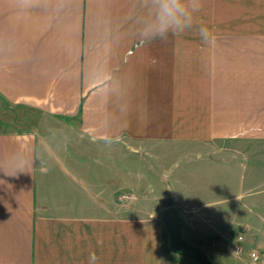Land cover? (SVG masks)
<instances>
[{
    "label": "crops",
    "instance_id": "1",
    "mask_svg": "<svg viewBox=\"0 0 264 264\" xmlns=\"http://www.w3.org/2000/svg\"><path fill=\"white\" fill-rule=\"evenodd\" d=\"M146 16L144 0H0V264H197L167 246L172 204L212 259L264 256V0H199L151 40ZM17 106L42 114L31 129ZM180 152L197 158L164 169ZM230 162L235 200L178 193L196 173L226 190Z\"/></svg>",
    "mask_w": 264,
    "mask_h": 264
},
{
    "label": "rangeland",
    "instance_id": "2",
    "mask_svg": "<svg viewBox=\"0 0 264 264\" xmlns=\"http://www.w3.org/2000/svg\"><path fill=\"white\" fill-rule=\"evenodd\" d=\"M22 107H18L14 109V112L17 113L16 115V120H15V125L17 128L19 129H31L32 128V123H34L35 120H37L42 114L40 113V111L36 110H31L29 108H23ZM175 153V152H174ZM179 155V156H177ZM153 157V156H152ZM152 157L151 160L156 162L155 158L153 159ZM197 157H195L194 154H190V153H183L180 152L178 154H174V156L171 155V153L167 154L166 156H162L159 161L162 162V164H164V169H166L167 167L169 169L172 170H177L178 172L183 169H185L186 167H188L189 163H191L192 161H194ZM201 159V158H200ZM158 161V160H157ZM204 160L201 159V161H199V163H202ZM232 165L230 166V168H228L227 170H223L220 171L222 175H217L220 176L222 178V181L220 184H222V182L227 179V181L230 182V186H227L226 190H217L215 188L211 189L214 186L213 185L209 186L208 182H206V178L204 176L203 173L201 174H193V175H187L184 174L182 176H180L181 178H183V181L181 182V184L179 185V191L178 193L184 197L183 199H188L190 201H196L198 203H202L203 201H207V200H216L215 202L218 201H233L235 200L234 195H235V190L234 186L236 185V180H237V172L235 170V166L232 162H230ZM150 167V166H149ZM213 178H216V176H212ZM168 180H170V178H168ZM204 183V184H203ZM216 184V183H215ZM126 192V191H125ZM129 193H134L133 191H128ZM155 193L157 194H161L162 192H158L156 191ZM166 193V192H164ZM224 197V198H222ZM206 217H208V214L205 215ZM165 237H166V241H167V235L165 233ZM194 238V237H193ZM196 239V238H194ZM198 239H196L195 241H197ZM208 239L207 240V244L209 245L208 242H210ZM218 245V244H217ZM209 251H208V255L210 256V252L212 250L213 247L208 246ZM221 256L217 259V258H213L211 257V259L213 261H215L218 264H223L224 262L228 261V260H232V253L228 250L224 251L222 254H220Z\"/></svg>",
    "mask_w": 264,
    "mask_h": 264
},
{
    "label": "clouds",
    "instance_id": "3",
    "mask_svg": "<svg viewBox=\"0 0 264 264\" xmlns=\"http://www.w3.org/2000/svg\"><path fill=\"white\" fill-rule=\"evenodd\" d=\"M144 3L147 16L140 25V36L145 40L183 32L199 11V0H144ZM96 261L95 252L90 253L89 264Z\"/></svg>",
    "mask_w": 264,
    "mask_h": 264
},
{
    "label": "water",
    "instance_id": "4",
    "mask_svg": "<svg viewBox=\"0 0 264 264\" xmlns=\"http://www.w3.org/2000/svg\"><path fill=\"white\" fill-rule=\"evenodd\" d=\"M158 217L167 233V246L171 252L190 258L197 264H218L210 258L201 244L187 238L186 234L193 231V225L181 205L163 206L158 212Z\"/></svg>",
    "mask_w": 264,
    "mask_h": 264
},
{
    "label": "built area",
    "instance_id": "5",
    "mask_svg": "<svg viewBox=\"0 0 264 264\" xmlns=\"http://www.w3.org/2000/svg\"><path fill=\"white\" fill-rule=\"evenodd\" d=\"M131 195H132V193H129V192L121 193V197H123V198L124 197L128 198ZM242 240H243L242 233L237 232L235 235V242L231 246L233 248L234 252L239 253L243 250ZM212 244H215V242H213ZM248 253H249V258H250L249 264H260L261 262L264 261L263 254L257 248H250Z\"/></svg>",
    "mask_w": 264,
    "mask_h": 264
},
{
    "label": "flooded vegetation",
    "instance_id": "6",
    "mask_svg": "<svg viewBox=\"0 0 264 264\" xmlns=\"http://www.w3.org/2000/svg\"><path fill=\"white\" fill-rule=\"evenodd\" d=\"M192 234H194V232H191V233H187V235H192Z\"/></svg>",
    "mask_w": 264,
    "mask_h": 264
}]
</instances>
